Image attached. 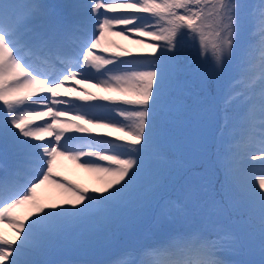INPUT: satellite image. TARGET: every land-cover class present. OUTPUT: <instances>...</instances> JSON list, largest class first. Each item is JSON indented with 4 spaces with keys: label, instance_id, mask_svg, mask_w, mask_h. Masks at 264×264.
I'll use <instances>...</instances> for the list:
<instances>
[{
    "label": "snow or ice",
    "instance_id": "snow-or-ice-1",
    "mask_svg": "<svg viewBox=\"0 0 264 264\" xmlns=\"http://www.w3.org/2000/svg\"><path fill=\"white\" fill-rule=\"evenodd\" d=\"M254 20L264 48V0H0V224L16 233L15 240L0 235V261L104 264L91 255L94 243L125 226L159 230L168 246L180 241L194 255L170 264H264V51L257 73L248 42ZM111 36L138 45L148 37L153 51L133 55ZM197 40L198 64L212 66L214 95L198 70L184 79L179 55ZM234 69L242 74L227 83ZM69 93L83 103L65 99ZM234 104L245 109L244 128L222 156L213 146L236 131L227 113L219 137L197 134L211 129L217 105ZM181 115L190 117L195 148L143 183ZM85 125L123 136L92 135ZM58 157L99 174L103 189L58 179ZM173 170L182 196L165 201ZM48 183L71 197L70 207L40 202L37 190ZM24 205L35 209L26 220L15 215Z\"/></svg>",
    "mask_w": 264,
    "mask_h": 264
},
{
    "label": "trees",
    "instance_id": "trees-1",
    "mask_svg": "<svg viewBox=\"0 0 264 264\" xmlns=\"http://www.w3.org/2000/svg\"><path fill=\"white\" fill-rule=\"evenodd\" d=\"M250 3H256L257 0H249ZM259 25L254 20L249 26V33L248 42L252 45L251 54L255 57L256 62V70H259V57L264 51L261 44V33L258 31ZM252 32H255V35H251ZM210 55V54H209ZM179 61L186 69L184 73V79L192 80L194 76L198 74L209 80L210 85L212 86L213 95L215 89V80L211 79L212 77V66H200L198 64V40L196 42L188 41L185 48L179 55ZM242 74V70H233L229 76L227 77V83H231L232 80L239 78ZM186 103L191 104V98L186 97ZM243 106L237 107L235 104L228 109H224L222 106L217 105L215 109V117L216 119L211 122L212 127L210 130H206L203 133H198L197 135H205V134H215L219 137V130L224 125V116L225 113L229 117H231V121L229 123V128L234 124L236 118L244 111ZM189 120L190 117L181 115L178 118H174L172 123L169 125V140L165 146V153L164 155L166 160V165L175 163L182 159L187 158L193 149L195 148V142L192 137V130L189 127ZM226 137L224 135L222 140H218V145L213 146V151H219L220 154L223 156L226 152L224 149V142ZM165 166V165H164ZM152 167V166H150ZM163 167V166H162ZM161 167H152L148 170L149 177L144 179L142 182L147 183L151 178V173L154 171H159ZM180 175L175 170L172 172V179L168 180L165 183V186L161 190V196L164 200H176L181 198L182 193L180 191L179 185L182 183L180 180ZM217 175L219 182H223L224 180V173L222 169H217ZM219 186V185H217ZM233 220L238 219V217L233 216ZM235 227V225H233ZM148 229L144 228H137L135 231L122 226L115 234L114 237L106 238V237H99L93 245L91 255L94 259L97 260H104L110 253V257H117L120 252L127 250V249H134L140 250L145 244L142 238L137 239V237L144 233ZM128 232V233H127ZM168 234H161L159 230L154 234L157 240H164ZM140 240V241H139ZM114 251V252H112Z\"/></svg>",
    "mask_w": 264,
    "mask_h": 264
},
{
    "label": "rangeland",
    "instance_id": "rangeland-1",
    "mask_svg": "<svg viewBox=\"0 0 264 264\" xmlns=\"http://www.w3.org/2000/svg\"><path fill=\"white\" fill-rule=\"evenodd\" d=\"M43 3H47V4H67L70 3L71 0H42ZM134 37H130L129 39H123L121 37H117V36H111L109 37L110 40L115 41L117 44L121 45L124 48H127L130 53H132L133 55H138V56H148L153 49L147 47V42L150 40V38L148 37H144L143 39L145 40V44L144 45H137L132 41ZM130 40V41H127ZM115 49H113L114 51ZM105 55H110V53H105ZM256 72L258 73L259 70H256ZM82 87H86L88 89V91L96 93L97 95H117L115 93H105L102 92L101 90L92 87L91 85H83ZM77 96V93H69L68 96L65 97V99L71 100L74 103H83L82 101H78L75 99V97ZM244 116V113L242 114V116H238L236 118V120L234 121V125H232V129H235V135L234 136H229L227 134H225V137L228 139L225 140L226 143L223 144L224 149L226 154H224L223 156H228L229 155V150H228V146L232 143L233 139H237L241 136L242 132H243V128H244V124L242 123L241 118ZM72 115L70 114L68 117H66L65 119H71ZM41 121H37V123H40ZM76 123H80V121H75ZM258 123V121H257ZM86 127L91 128V134L92 135H96V134H109V138H116V137H120L123 136V133L114 131L112 129H108V128H98V127H94L93 125H85ZM87 135V134H84ZM50 139V137H46L44 142H47V140ZM125 139H128L127 137ZM69 163V164H68ZM74 165H79L78 162L76 161H70V159H66L63 157H58L57 158V162H56V166L54 169V175L57 176L58 179H62L65 183H71L73 185L79 186L81 189L84 190H91L93 188L98 189V190H102L103 189V183L102 180L100 179V175L97 173H87V171H83L82 173V177L81 174H78L76 171L68 169V166H73ZM64 165V166H63ZM166 165V160L164 156L161 157H153L150 160V166L152 167H162ZM70 166V168H71ZM152 167H150L149 169H151ZM67 168V169H66ZM70 170V171H69ZM152 173V172H150ZM89 176V177H87ZM147 177H149V174L146 172L143 180L147 179ZM96 182L97 184H100L102 187H95L92 184ZM57 192H55V191ZM61 190V191H60ZM54 191V193H53ZM48 192V193H47ZM61 192V193H60ZM44 193V194H43ZM52 193V194H51ZM51 194V195H50ZM55 194V195H54ZM61 197V200H59V198L57 197ZM37 197L40 200V202L44 205H48V204H59V205H64L65 207H70V204L68 203V200L71 199V197L67 194H65L63 192L62 189L58 188L52 184V183H48L43 185L41 188H39L37 190ZM57 197V198H55ZM57 200V201H55ZM35 211V209H33L30 205H24L21 208L17 209L15 212V215L17 217H19L20 219H27V217H29L30 215H32V213ZM154 231H158L156 229H153ZM128 233V232H127ZM145 234L141 233L137 239L142 238V236ZM0 235H4L6 238L11 239V240H15L16 239V233L13 230V228L7 224L6 222L3 224H0ZM154 233H152V231H146V234L144 235L145 238L144 239H148V246L146 245V248L148 249L146 252H142V256L146 255V254H152L154 252V250H152V246L151 243H154V237H153ZM17 243H19V241H17ZM114 252V251H112ZM112 254V253H111ZM110 256H107L106 259H109ZM228 259H231V257H227ZM137 253L134 252V255L131 258L128 257H123L122 258V264H136L137 263ZM109 260H106L104 264H107ZM0 264H4V262L0 261Z\"/></svg>",
    "mask_w": 264,
    "mask_h": 264
},
{
    "label": "bare ground",
    "instance_id": "bare-ground-1",
    "mask_svg": "<svg viewBox=\"0 0 264 264\" xmlns=\"http://www.w3.org/2000/svg\"><path fill=\"white\" fill-rule=\"evenodd\" d=\"M127 41H130V40H127ZM130 42H132V41H130ZM138 45V44H137ZM70 161H72V160H70ZM69 164V163H68ZM64 166V165H63ZM71 166V165H70ZM70 166H68V169H71V170H74V171H76L78 174H81V176H82V173H83V171H86L85 169H83V168H81L79 165L77 166V165H74L73 164V166H71V168H70ZM67 169V168H66ZM70 171V170H69ZM87 173L89 174V172L87 171ZM90 173H92V172H90ZM92 175H93V173H92ZM82 177H84V176H82ZM87 177H89V176H87ZM93 186H95V187H102L100 184H97L96 182H94L93 184H92ZM58 189V188H57ZM55 191V190H54ZM54 191H53V193H54ZM61 191V190H60ZM55 192H57V191H55ZM48 193V192H47ZM61 193V192H60ZM44 194V193H43ZM52 194V193H51ZM50 194V195H51ZM55 195V194H54ZM58 198H59V200H61V197H59V196H57ZM57 197H55V198H57ZM55 201H57V200H55Z\"/></svg>",
    "mask_w": 264,
    "mask_h": 264
}]
</instances>
